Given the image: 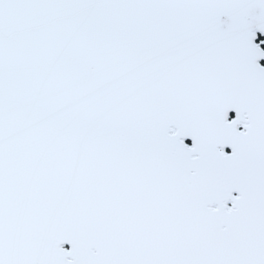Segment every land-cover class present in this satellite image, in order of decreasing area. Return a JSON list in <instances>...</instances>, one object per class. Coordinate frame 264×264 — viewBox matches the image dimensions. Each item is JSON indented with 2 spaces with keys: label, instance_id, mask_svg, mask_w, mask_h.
Here are the masks:
<instances>
[{
  "label": "snow or ice",
  "instance_id": "snow-or-ice-1",
  "mask_svg": "<svg viewBox=\"0 0 264 264\" xmlns=\"http://www.w3.org/2000/svg\"><path fill=\"white\" fill-rule=\"evenodd\" d=\"M0 264H264V0H0Z\"/></svg>",
  "mask_w": 264,
  "mask_h": 264
},
{
  "label": "water",
  "instance_id": "water-1",
  "mask_svg": "<svg viewBox=\"0 0 264 264\" xmlns=\"http://www.w3.org/2000/svg\"><path fill=\"white\" fill-rule=\"evenodd\" d=\"M186 143L191 144V141L190 140L189 141H186Z\"/></svg>",
  "mask_w": 264,
  "mask_h": 264
},
{
  "label": "flooded vegetation",
  "instance_id": "flooded-vegetation-1",
  "mask_svg": "<svg viewBox=\"0 0 264 264\" xmlns=\"http://www.w3.org/2000/svg\"><path fill=\"white\" fill-rule=\"evenodd\" d=\"M232 115H234V114H232Z\"/></svg>",
  "mask_w": 264,
  "mask_h": 264
}]
</instances>
